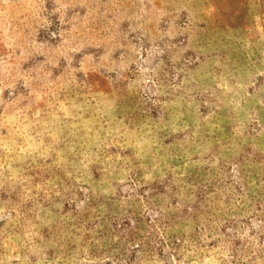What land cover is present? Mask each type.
Segmentation results:
<instances>
[{"label": "rangeland", "instance_id": "374dc122", "mask_svg": "<svg viewBox=\"0 0 264 264\" xmlns=\"http://www.w3.org/2000/svg\"><path fill=\"white\" fill-rule=\"evenodd\" d=\"M0 264H264V0H0Z\"/></svg>", "mask_w": 264, "mask_h": 264}]
</instances>
